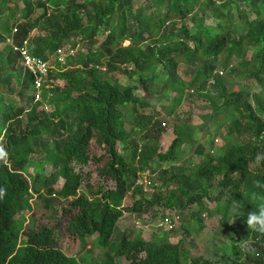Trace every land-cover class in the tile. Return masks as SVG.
I'll use <instances>...</instances> for the list:
<instances>
[{
	"label": "trees",
	"instance_id": "trees-1",
	"mask_svg": "<svg viewBox=\"0 0 264 264\" xmlns=\"http://www.w3.org/2000/svg\"><path fill=\"white\" fill-rule=\"evenodd\" d=\"M135 1L0 0V264H81L72 255L71 245L90 238L99 249L91 264H264V237L251 233L246 223L257 208L252 194L264 197V162L254 159L264 152V14L249 19L245 32L229 38V0H152L166 7L167 17H184L193 10V3H200V9L216 20L214 26L204 25L193 35L187 37L185 32V38L170 42L176 24L173 22L171 32L163 33L166 21L152 4L137 9L136 28L128 29L124 16L132 14ZM47 16L52 20H45ZM39 28L46 33L33 34ZM100 35H105L107 53L91 51L82 58L86 67L50 72L51 77L67 82L60 90L62 111L76 115L72 130L58 126L55 119L62 111L47 115L35 101L33 77L18 68L21 58L13 44L28 41L30 52L46 59L73 39L92 42ZM126 40L130 41L128 46L123 45ZM159 48H164L162 54ZM104 60L113 72L131 68L136 85L106 78L100 70ZM182 63L198 67L194 80L186 82L179 76ZM160 66L164 72L156 74ZM216 66L227 81L238 78L255 82L253 91L238 89L233 83L223 86L221 94L222 106L236 112L237 132L246 131L253 140L234 138L214 153H203L190 173L179 165L180 149L193 140L194 127H177L176 138L166 153L159 152L158 145L140 149L137 137L147 131V117L139 113L140 108L153 104L156 96L183 95L199 81L204 87ZM18 70L22 77L16 79L19 89H14L6 79ZM46 96L41 103L45 104ZM48 99L53 100L54 94ZM163 106L174 115L173 104ZM24 113L30 116L29 125L21 130ZM214 116L225 118L218 110L203 115L205 125L199 129L203 138L210 135ZM135 118L138 121L128 130L127 122ZM154 161L162 166L158 177L162 184L145 192L137 185L138 171H150ZM136 162L138 170L134 168ZM75 165L89 167L86 181L93 188L91 196L79 192L84 176L76 172ZM61 178L65 180L61 192L73 200L59 222L36 213L31 224L20 222L19 215L33 211V185L41 183L50 188ZM215 188L219 189L216 195ZM129 192L132 201L127 203ZM235 206L246 212L242 219L233 214ZM168 209L177 214L189 210L190 220L197 223V238L206 229L204 214L221 216L219 224L232 237L231 242L216 254L200 247L201 254L193 256L184 240L171 241L169 232L174 229L155 231L149 238L137 230L114 238L117 224L126 213L149 218L154 212L160 216V223ZM61 227L68 236L64 249L56 236ZM244 241L250 243L254 254L241 250ZM119 257L127 262H118Z\"/></svg>",
	"mask_w": 264,
	"mask_h": 264
},
{
	"label": "rangeland",
	"instance_id": "rangeland-1",
	"mask_svg": "<svg viewBox=\"0 0 264 264\" xmlns=\"http://www.w3.org/2000/svg\"><path fill=\"white\" fill-rule=\"evenodd\" d=\"M44 1V0H43ZM230 4L228 7L229 13L228 18L232 23V31L229 33V38L240 35L248 29L249 19L254 18L257 15L264 14V0H229ZM148 4H152L155 9L161 12L163 16H161V20L166 21L163 33L171 32L173 29V22L176 24V31L171 33L170 42L178 39L185 38L184 33L187 32V37L196 33L199 29L203 28L204 25L214 26L216 25V20L209 15L205 14L200 8V3H193L194 8L189 13H186L184 17L180 16H171L167 17V10L164 6H159L154 3L152 0H136L134 8L132 9V14L127 12L125 17L126 25L128 29L134 30L136 28L135 22V12L139 7H145ZM20 9L24 11L23 5L20 6ZM152 9L150 8L151 11ZM23 13V12H21ZM24 17V16H23ZM52 16H47L45 20H52ZM25 18H23V21ZM46 33L42 31L40 28L35 30L33 34H41ZM15 34V32H14ZM186 37V38H187ZM105 35H100L92 42H82L79 39H73L70 43L62 46L61 50H58L55 54L51 56H46V60L51 65V69L53 71H67V70H76L81 67H86V60H82L83 55L90 53L91 51L102 50L104 52H108V48L104 45ZM78 43L74 46V42ZM190 41V40H189ZM12 42V41H11ZM150 43L149 41L146 42ZM191 43V41L189 42ZM130 44L129 40L124 41L123 45L128 46ZM74 46V47H73ZM3 45L0 44V49H2ZM65 48V49H64ZM164 49V48H163ZM162 48H159V54L163 53ZM73 51L75 55L73 57L68 56V53ZM115 51V50H114ZM18 54V53H17ZM82 60V61H81ZM236 59L233 60L232 65L236 63ZM96 67V65H93ZM18 68L24 69L22 63L18 62ZM108 62L104 60V65L100 66V70L103 75L113 80L115 83H119L122 85H136V81L132 79V75L130 74L131 68L121 67L118 71H110ZM198 67H191L187 64H180L178 67V74L184 81L194 80L195 72ZM212 77L205 83L201 88V81L196 83V87L192 89H187L185 94L178 95L174 94L170 96H156L152 101L153 104L140 108L141 114L147 117L145 124L147 126V131L142 132L140 136L137 137L138 143L140 144L141 149L144 147L155 148L158 145V151L162 153H166L174 139L176 138V128L191 126L194 127L193 132V140L190 142H186L180 149L181 161L179 165L181 167H185V172L190 173L196 166V161L201 157V155L207 152L214 153L217 149L224 145L227 141L237 138L238 140L249 142L252 141V135L250 133L240 134L237 132V127H235V122L237 119L236 112L225 106H222L223 98H221L222 87L225 85L237 84L238 89H243L246 91H253L255 88V82L252 79H236L234 82L227 81L225 78V74L221 71V69L216 66L213 67ZM164 72V68L162 66L157 67L155 69L156 74H162ZM166 72V71H165ZM222 72V73H221ZM14 77L15 79H13ZM22 77V73L20 70L17 72H11L10 77L6 79V81H11L9 85L14 87V89L18 88V83L16 79H20ZM54 81L53 89H55L54 99H48L51 97H47L44 101L45 104L39 102L41 106L46 111L47 115L52 112L62 111L63 103L60 101L63 96V92L60 90L66 87V81L64 79L51 77ZM9 84V83H8ZM198 88L202 89L198 91ZM19 89V88H18ZM24 91V87L20 88V92ZM33 91V89H32ZM251 102V98L249 97ZM173 104L176 107V111L174 115H169L168 108L165 106L167 104ZM169 107V106H168ZM38 110L40 108L38 107ZM220 111L221 118L225 117L223 120L214 116L213 123L210 125V135L206 138H203L201 132H199L200 127L204 126L203 124V115L210 116L213 111ZM29 114L24 113L22 115V124L20 125V129L24 130L29 125ZM76 115L75 113H68L62 111V114L59 118L55 119V124L58 126H64L66 128L73 129L74 119ZM227 118V120H226ZM138 121V119H134L133 121H129L126 124L128 130H131L133 125ZM245 123V122H244ZM243 126V122H242ZM68 129V131L70 130ZM248 130V129H246ZM183 131V129H182ZM187 132V131H184ZM214 135V138L212 137ZM38 156V155H37ZM35 156V158H37ZM129 160L131 161L130 156ZM152 168L150 171H146L145 175L148 176L151 184L147 186V190L145 192H151L157 186H161V181H159V173L162 166L158 161H154L152 163ZM76 172L83 173L82 184L79 187L80 193H85L89 196L92 195L93 188L91 185L87 184L86 174L89 171V167H81L79 165H75ZM136 170L139 169L137 162L134 165ZM167 168V167H165ZM138 174L142 175L143 173L138 171ZM151 175V177H150ZM144 176V177H146ZM153 179V180H152ZM143 180V179H141ZM65 180L61 178L55 185L50 188L45 187L43 184L38 183L37 185H33L32 189V212H25L18 216V220L23 222L25 226L31 224L35 219V213L38 215L44 216L45 220L52 222H59L60 218L63 215V211L66 207L69 206L70 202L73 200L71 197H67L63 195L61 189L64 186ZM146 184V183H145ZM219 191L218 188L213 189V194H217ZM131 192L128 193L129 197L127 199V203L132 201L130 196ZM170 213H175L178 215L181 222L180 226L177 225V228L174 231H167L162 222L160 221V216L156 213H151L149 218H143L137 214L126 213L118 222L117 230L115 231L114 238L120 239L124 235H130L133 231H140L144 237L149 238L153 232H169L171 241L174 243L179 242L180 240H184L187 249H189L190 253L193 256H198L201 254V248L205 247L212 252V254L218 253V249L227 247L231 242L232 237L228 234L220 226V218L221 216L216 214H204L202 217L204 219L203 224L205 228L202 234L197 238V223L196 220H190V212L189 210H179V213L168 209L166 211ZM244 210L233 211V214L242 219L245 215ZM156 214V215H155ZM62 227L58 229L56 236L59 239L60 247L64 249V247L68 243V236L63 233ZM79 241V240H78ZM78 241H74L71 245V253L75 256L81 264H91V261L94 260L98 254L99 249L97 248L94 239L90 238L86 241V243H80ZM251 249L250 243H247ZM250 253L254 254L255 251L251 249ZM118 262L126 263V259L119 257L117 258Z\"/></svg>",
	"mask_w": 264,
	"mask_h": 264
},
{
	"label": "built area",
	"instance_id": "built-area-1",
	"mask_svg": "<svg viewBox=\"0 0 264 264\" xmlns=\"http://www.w3.org/2000/svg\"><path fill=\"white\" fill-rule=\"evenodd\" d=\"M14 32L16 33L17 29H14ZM13 46L14 51L20 55L24 70L29 72L33 77V95L35 97V101H43L45 98V93H47L48 97H52V88L54 81L50 76V72L52 69L49 62L43 57L33 55L30 52L28 41H25L22 45L13 44ZM74 55L75 53L73 51H70L68 53V56ZM144 176H146L145 173H143V175L138 178L137 185L143 186L144 190L148 191L147 186H149V184L151 183L148 182V176ZM170 212L171 211L167 212L166 217H164L161 221L162 225L166 227V230H173L177 228V225L180 222L179 216L175 215V213Z\"/></svg>",
	"mask_w": 264,
	"mask_h": 264
},
{
	"label": "clouds",
	"instance_id": "clouds-1",
	"mask_svg": "<svg viewBox=\"0 0 264 264\" xmlns=\"http://www.w3.org/2000/svg\"><path fill=\"white\" fill-rule=\"evenodd\" d=\"M254 159L258 163L264 162V152L257 153ZM252 199L257 201V208L248 215L246 223L251 233H256L258 236L264 237V197H257V195L253 193ZM235 207L237 211V206ZM240 244L243 252L247 253L251 251L249 245L245 241Z\"/></svg>",
	"mask_w": 264,
	"mask_h": 264
}]
</instances>
